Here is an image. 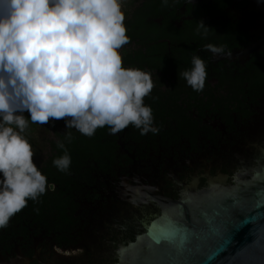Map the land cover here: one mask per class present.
<instances>
[{
  "label": "flooded vegetation",
  "instance_id": "af4514ba",
  "mask_svg": "<svg viewBox=\"0 0 264 264\" xmlns=\"http://www.w3.org/2000/svg\"><path fill=\"white\" fill-rule=\"evenodd\" d=\"M124 7L127 26L137 22L121 49L124 64L151 71L155 87L144 100L160 131L141 134L130 124L111 132L113 146L73 174L63 195L68 218L29 198L27 221L4 227L25 236L8 254L0 239V262L18 248L32 264H115L123 246L165 214L194 230L197 210L214 197L261 186L246 182L264 170V0H125ZM200 19L212 26L207 37L196 31ZM208 42L226 45L225 52H211ZM195 54L207 62L202 91L179 76ZM66 127L29 124L34 150L35 139L48 147L33 157L48 180L50 140Z\"/></svg>",
  "mask_w": 264,
  "mask_h": 264
},
{
  "label": "clouds",
  "instance_id": "9594fccd",
  "mask_svg": "<svg viewBox=\"0 0 264 264\" xmlns=\"http://www.w3.org/2000/svg\"><path fill=\"white\" fill-rule=\"evenodd\" d=\"M165 4L168 0H163ZM125 0H0V229L49 190L47 175L33 157L26 134L30 122L67 117V128L92 136L109 125L117 133L132 124L141 134L158 133L145 96L155 87L150 70L125 66L121 49L131 36ZM212 26L199 20L207 37ZM204 47L220 55L226 45ZM202 91L207 62L199 54L179 71ZM30 112V116L25 115ZM70 140L71 132L66 133ZM53 163L68 171L71 153L63 139ZM54 187V186H52Z\"/></svg>",
  "mask_w": 264,
  "mask_h": 264
},
{
  "label": "water",
  "instance_id": "95a60500",
  "mask_svg": "<svg viewBox=\"0 0 264 264\" xmlns=\"http://www.w3.org/2000/svg\"><path fill=\"white\" fill-rule=\"evenodd\" d=\"M260 184L253 192H225L214 197L207 210H197L195 220L198 224L191 230L193 234L183 251L168 241L157 243L149 235L150 231L156 235L177 228L183 232V227L174 224L165 214L162 220L146 225V232L136 241L123 246L120 262L115 264H203L225 239L230 242L215 256L212 264H264V215H261L264 208L257 206L258 189L264 187ZM248 216L255 219L241 224ZM213 227L219 231L211 232ZM0 264H32V259L17 248L9 259L2 257Z\"/></svg>",
  "mask_w": 264,
  "mask_h": 264
},
{
  "label": "trees",
  "instance_id": "16d2710c",
  "mask_svg": "<svg viewBox=\"0 0 264 264\" xmlns=\"http://www.w3.org/2000/svg\"><path fill=\"white\" fill-rule=\"evenodd\" d=\"M135 29H137V22L132 27L128 26V32L133 39V34ZM128 42V43H130ZM110 126L105 125L103 127H98L95 134L88 136L80 132L77 128L72 127L68 129L67 127L62 131H57V138L50 140L51 151L48 160H45V163L53 164L54 166L49 167L48 175L51 176L49 181H57L60 186L65 187V190H62L59 193V189L51 190L49 189L46 193L41 194L40 199L37 201L34 200V203L37 202L38 205H44L45 208L52 212L62 214L59 217L68 218V206L69 198H63V195H68L72 190V180L73 174L76 171H81L82 166L86 163L93 162V156L101 155L105 152L106 148L112 147V141L115 143V138H111V132L109 130ZM71 132L72 137L69 140L66 137V133ZM63 139L67 145L68 151L72 156V163L68 171H61L54 163L53 160L56 156L62 155L64 149L59 148L57 141ZM42 198V199H41ZM28 204L14 214L9 224L15 222L17 224H23L27 221L26 209ZM41 214V212H37ZM55 216V215H52ZM58 217V216H57ZM9 224L7 226H9ZM6 232V231H5ZM2 233V234H1ZM1 234V252L2 254L13 253L15 247V240L19 242L22 241L24 233H17V236L4 233V228L0 229Z\"/></svg>",
  "mask_w": 264,
  "mask_h": 264
},
{
  "label": "snow or ice",
  "instance_id": "6c2138e0",
  "mask_svg": "<svg viewBox=\"0 0 264 264\" xmlns=\"http://www.w3.org/2000/svg\"><path fill=\"white\" fill-rule=\"evenodd\" d=\"M258 182L264 184V172L258 171L256 173V176L253 178V180L250 182H246V185L254 184ZM257 194L260 196V200L257 202V206L264 208V187H260L258 189ZM181 211H183V209ZM261 215H264V211L261 212ZM252 219H255V217H251V216L245 217V219L241 221V224ZM173 223L176 225H180L181 222L174 221ZM183 229H184L183 232H180L179 229L177 228L174 231H163L156 235H153L152 232L150 231L149 235H151L153 240L157 243L168 241L174 244L179 250L183 251L184 248H186L187 243L191 238V235L193 234V232L187 227V225H184ZM218 231L219 229L216 227H213L211 229V232H218ZM229 242H230L229 239H225L223 243H221L220 246L203 261V264H212V261L214 260L215 256L218 255L221 251H223L224 248L227 247Z\"/></svg>",
  "mask_w": 264,
  "mask_h": 264
},
{
  "label": "rangeland",
  "instance_id": "374dc122",
  "mask_svg": "<svg viewBox=\"0 0 264 264\" xmlns=\"http://www.w3.org/2000/svg\"><path fill=\"white\" fill-rule=\"evenodd\" d=\"M66 120H67V117H63V118H50V120L47 123L50 126H52V125H59L61 123H66ZM48 135L51 136V132L48 133ZM49 140H50V137H49ZM41 141H42V139H35V143H39V144L36 146L37 149L35 148V150H37V151L35 152V155L34 156H36L37 154H39V156L41 157V155H42L41 153H44L45 150H48V147H46V149L40 148Z\"/></svg>",
  "mask_w": 264,
  "mask_h": 264
}]
</instances>
